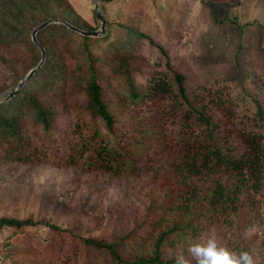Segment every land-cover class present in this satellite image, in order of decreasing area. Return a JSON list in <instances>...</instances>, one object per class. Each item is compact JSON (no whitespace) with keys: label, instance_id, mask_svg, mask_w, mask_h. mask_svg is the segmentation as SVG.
I'll return each instance as SVG.
<instances>
[{"label":"trees","instance_id":"16d2710c","mask_svg":"<svg viewBox=\"0 0 264 264\" xmlns=\"http://www.w3.org/2000/svg\"><path fill=\"white\" fill-rule=\"evenodd\" d=\"M129 1L125 0L126 5ZM98 6L106 19L103 35H84L64 22L37 31L36 38L45 50L41 66L15 95L0 103L3 162L40 161L41 147H45L47 162L53 165L80 164L84 171L102 170L119 178L162 170L164 176L176 179L185 201L174 202L169 190L150 195L149 211L157 218L172 207L180 215L165 219L150 253L126 246L133 237L131 231L114 241L81 237L85 255L96 260L94 264L105 252L114 264H174V256L188 255V246L177 250L178 243L211 230L226 214L237 219V246L251 251V240L241 235L242 219L251 194L264 186L263 135L254 131L220 133L214 118L195 98L192 81L175 66L164 45L133 17L123 21L105 12L111 10L117 16L125 6L123 0H98ZM93 15L97 26L81 16L69 0H0V59L4 60V48L22 42L31 55L29 72L41 60V50L31 38L36 25L53 18L92 31L101 24L94 9ZM139 41L147 42L156 63L163 62L161 71L151 65L145 66L149 72L135 73L130 60H145L138 53L143 49L137 46ZM260 59L264 60V54ZM107 60L118 61L113 65ZM256 102L257 112L264 118V109ZM166 106L174 112L166 111ZM69 108L78 110L81 118L73 129L55 135L56 129L67 124ZM161 109L171 114L169 132L161 126ZM193 116L202 125L196 135L190 123ZM28 123L31 129L25 127ZM38 133L42 135L39 145L34 141ZM168 135L173 142L167 141ZM38 223L31 218L0 217V228Z\"/></svg>","mask_w":264,"mask_h":264},{"label":"rangeland","instance_id":"374dc122","mask_svg":"<svg viewBox=\"0 0 264 264\" xmlns=\"http://www.w3.org/2000/svg\"><path fill=\"white\" fill-rule=\"evenodd\" d=\"M69 1L81 16L97 26L93 0ZM123 3L118 17L111 10L105 12L123 21L133 17L164 45L175 66L192 81L195 98L214 118L220 133L254 131L264 137V118L259 116L256 102L257 99L264 109V60L260 59L264 54V0H130L128 5L123 0ZM137 46L143 48L138 53L145 60H130L135 73L149 72L145 66L151 65L156 72L161 71L163 62L156 63L154 53L147 50V42L139 41ZM2 54L0 101L26 77L31 60L22 42L4 48ZM109 61L115 65L118 60L106 62ZM171 109L165 107L166 111ZM70 111L66 129H56L55 135L73 129L78 123L81 118L78 110ZM160 112L161 126L169 132L173 127L171 114H164L163 109ZM190 123L194 135L199 134L202 125L197 117H190ZM25 127L31 129L32 124ZM41 136L40 133L34 136L38 145ZM168 138L173 142L171 136H167V141ZM41 149L40 161L26 164L3 162L4 151L0 149V217L40 222L21 228H0V264H87L86 260L94 264L96 260L90 261L85 255L81 237L114 241L130 231L133 237L126 246L150 253L165 219L180 216L173 207L158 218L149 211L153 191L169 190L174 202L185 201L176 179L164 176L162 170L119 178L102 170L84 171L80 164L53 165L45 157L48 150ZM84 154L78 157L80 161L84 160ZM248 204L241 235L251 240L250 252L264 257V186L251 194ZM236 220L234 215L219 217L211 230L178 243L177 250L182 245L189 247L197 237L209 235L229 248L240 250L235 243ZM44 222L65 230L52 229ZM104 256L101 261L99 257L97 264L115 263L107 252Z\"/></svg>","mask_w":264,"mask_h":264},{"label":"clouds","instance_id":"9594fccd","mask_svg":"<svg viewBox=\"0 0 264 264\" xmlns=\"http://www.w3.org/2000/svg\"><path fill=\"white\" fill-rule=\"evenodd\" d=\"M187 251L174 256V264H264V257L229 248L211 235L195 238Z\"/></svg>","mask_w":264,"mask_h":264},{"label":"water","instance_id":"95a60500","mask_svg":"<svg viewBox=\"0 0 264 264\" xmlns=\"http://www.w3.org/2000/svg\"><path fill=\"white\" fill-rule=\"evenodd\" d=\"M93 3H94V10L96 12V15L98 16V18L100 19V28L97 29V30H92V31H86V30H82V29H79L77 27H74L72 25H70L69 23H67L66 21L64 20H60V19H53V18H50V19H47L43 22H41L40 24H38L33 30H32V33H31V38H32V41L40 48L41 50V60L38 62V64L32 68L28 74L26 75L25 78H23L19 83L18 85L3 99L0 101V103H3L5 101H7L8 99H10L13 95H15L18 90L24 85V83L33 75V73H35L38 68L41 66L43 60H44V57H45V50H44V47L39 43V41L37 40L36 38V33L39 29L45 27L46 25L50 24V23H53V22H64L66 23L68 26H70L72 29H74L75 31L81 33V34H84V35H92V36H100V35H103L105 32H106V19L105 17L102 15V13L100 12L99 10V6H98V0H93Z\"/></svg>","mask_w":264,"mask_h":264}]
</instances>
